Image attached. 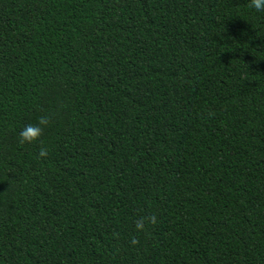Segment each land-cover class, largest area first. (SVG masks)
I'll use <instances>...</instances> for the list:
<instances>
[{"label":"trees","instance_id":"16d2710c","mask_svg":"<svg viewBox=\"0 0 264 264\" xmlns=\"http://www.w3.org/2000/svg\"><path fill=\"white\" fill-rule=\"evenodd\" d=\"M0 264H264V9L0 0Z\"/></svg>","mask_w":264,"mask_h":264},{"label":"clouds","instance_id":"9594fccd","mask_svg":"<svg viewBox=\"0 0 264 264\" xmlns=\"http://www.w3.org/2000/svg\"><path fill=\"white\" fill-rule=\"evenodd\" d=\"M249 7L255 9L256 11H261L264 9V0H249ZM49 119L46 115L37 118L36 123H28L19 130L17 134V142L21 145L32 144L38 141L42 135V132L48 125ZM38 157H44L47 155V150L44 147H40L37 153ZM145 219L148 222L155 221L156 217L154 214H149L146 218L141 217L135 221V228L141 230L143 228ZM130 242L132 244L136 243L135 237H132Z\"/></svg>","mask_w":264,"mask_h":264}]
</instances>
